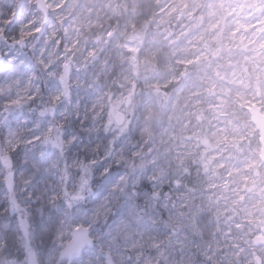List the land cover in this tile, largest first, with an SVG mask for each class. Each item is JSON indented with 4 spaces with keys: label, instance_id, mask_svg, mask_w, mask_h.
Masks as SVG:
<instances>
[{
    "label": "rangeland",
    "instance_id": "374dc122",
    "mask_svg": "<svg viewBox=\"0 0 264 264\" xmlns=\"http://www.w3.org/2000/svg\"><path fill=\"white\" fill-rule=\"evenodd\" d=\"M36 1L0 0V36L26 44L0 46V152L15 172L19 202L33 192L24 191L27 177L45 188L38 156L33 166L42 141L63 142L70 163L95 156L134 191L154 186L155 211L172 226L151 240H104L93 231L85 264L105 257L108 264H264V245L254 242L264 238V162L249 111L264 114V0H45L42 34ZM119 111L127 116L122 127L114 122ZM69 132L79 142L72 144ZM171 175L185 177L178 183ZM92 177L94 190L102 177ZM208 183L216 188L206 192ZM122 202H114L112 215ZM136 203L143 207V197ZM41 206L45 219H55L33 199L27 207L37 223ZM29 232L39 264H68L70 240L39 227ZM22 241L16 216H0V264H26Z\"/></svg>",
    "mask_w": 264,
    "mask_h": 264
},
{
    "label": "snow or ice",
    "instance_id": "6c2138e0",
    "mask_svg": "<svg viewBox=\"0 0 264 264\" xmlns=\"http://www.w3.org/2000/svg\"><path fill=\"white\" fill-rule=\"evenodd\" d=\"M67 136L72 144L80 140L79 135L74 132L67 133ZM33 139L40 141L41 136H35ZM42 143V150L34 154L33 166H36L35 156H38L40 164L44 166L40 182L45 184V188L41 190L38 187L39 182L34 176L27 177L24 181L26 185L24 191L27 192L31 187L33 192L24 199V206L18 207L15 172L9 174L10 170L0 171V188H2L0 203L4 204L3 209H0V216H16L17 225L26 217L30 229L39 227L41 234L55 232L57 240L61 242L68 239L74 243H84L93 231L102 234L104 240H110L121 234H127V237L133 240L137 236L142 239L148 235L151 240L154 239L152 233L159 234L162 229L165 233L171 232L172 226L160 219L159 213L155 211L154 206L160 200V196L154 186L146 185L148 191H134L135 185L129 186L124 180V174L113 172L109 164L98 160L95 156L86 161L73 158L70 163L63 154V142L52 145L45 138ZM50 147L52 151L45 160L43 158ZM21 162L28 163L27 155L21 158ZM73 169H78V173L73 174ZM93 172H99L102 177L94 190ZM49 177L57 178V184L48 185ZM141 197L144 199L143 207L136 203ZM33 199L36 203L43 201L50 206L55 213V219L52 214L45 219V209L41 206L36 209L39 214V223H37L27 207ZM118 199L123 202L112 215L113 204ZM110 215L112 221L108 223ZM101 222L104 224L102 232ZM87 251L89 256L95 255L94 248L90 247ZM69 259L76 264H85L82 253L70 254ZM99 264H108L107 258H102Z\"/></svg>",
    "mask_w": 264,
    "mask_h": 264
},
{
    "label": "water",
    "instance_id": "95a60500",
    "mask_svg": "<svg viewBox=\"0 0 264 264\" xmlns=\"http://www.w3.org/2000/svg\"><path fill=\"white\" fill-rule=\"evenodd\" d=\"M36 5H37V9L43 13L44 15V22L42 24V29L40 30V34H42L44 32V30L46 29V26L48 24V19H49V8L47 7V4L45 2V0H37L36 1ZM21 12V7L19 8L18 14H20ZM2 43H6L9 47V49H11L12 51L15 50L17 47H19L20 49H25L26 48V44H25V40L21 41L20 43L18 42H9L6 41L4 36H0V46L2 45ZM6 60L5 56H1L0 55V65L3 64ZM250 114L252 116V122L256 127V130L259 132L260 135V142H261V146H262V151H261V160L264 162V114L261 113V109L254 106L252 109L249 110ZM126 114L122 111H119L115 114L114 117V122L117 126L122 127L123 125H125L126 123ZM92 242V238L91 236H89L86 240V242L84 243H80V242H72L70 241L68 243V245L65 248L64 251V257L65 259L68 261V264H72V262H70L69 256L71 255H79L81 253H83V251L90 246ZM255 242V247H259V246H263L264 245V238H258L254 240ZM258 263L259 260H258Z\"/></svg>",
    "mask_w": 264,
    "mask_h": 264
},
{
    "label": "trees",
    "instance_id": "16d2710c",
    "mask_svg": "<svg viewBox=\"0 0 264 264\" xmlns=\"http://www.w3.org/2000/svg\"><path fill=\"white\" fill-rule=\"evenodd\" d=\"M166 29V28H165ZM1 154V161L2 163L4 164V167L9 170V168L11 167L10 165V161L7 159V156L6 154L0 152ZM174 171H176V169H174ZM10 174V172H9ZM172 179L174 180L175 177L178 181V183H181V179H184L185 176L183 175H180V176H174V175H171ZM24 204L22 202H19V205L18 207H23ZM19 226V230L22 234V237H23V241H22V247L25 249V263L26 264H39L38 262V259L36 258V254H35V251H34V246H33V243L30 239V232H29V225H28V222H27V218H23L21 223L18 225ZM22 261V260H21ZM17 264H19V261H15ZM21 263V262H20Z\"/></svg>",
    "mask_w": 264,
    "mask_h": 264
},
{
    "label": "bare ground",
    "instance_id": "6f19581e",
    "mask_svg": "<svg viewBox=\"0 0 264 264\" xmlns=\"http://www.w3.org/2000/svg\"><path fill=\"white\" fill-rule=\"evenodd\" d=\"M238 85H240L239 83H237L236 81L234 82L233 81V90H234V94L236 95V94H238V92L236 91V88H237V86ZM239 95V94H238ZM241 96H245V98H249V95H248V91L247 90H244L243 91V93L241 94ZM186 98V97H185ZM240 98V97H239ZM187 101L190 103V104H194V102L196 101V97H195V93L193 92V89L192 90H190V91H187ZM248 161H250L249 159H248ZM251 162V161H250ZM224 166H221L220 167V170H221V168H223ZM232 174H237L236 173V171L235 170H232ZM216 188V186H213V185H210V183H208V187L205 189L206 190V192H209V191H211V190H214ZM253 211V208H248L247 209V211ZM234 242H237V239L235 238L234 239ZM211 248V247H210ZM210 248H208V249H210ZM203 251V253H204V250H202ZM203 255H205V254H203ZM202 255V256H203ZM187 256L185 255V258H186ZM185 260H187V259H185Z\"/></svg>",
    "mask_w": 264,
    "mask_h": 264
}]
</instances>
